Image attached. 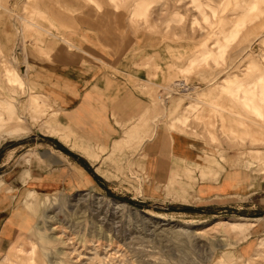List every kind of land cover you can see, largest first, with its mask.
<instances>
[{"label": "rangeland", "instance_id": "obj_1", "mask_svg": "<svg viewBox=\"0 0 264 264\" xmlns=\"http://www.w3.org/2000/svg\"><path fill=\"white\" fill-rule=\"evenodd\" d=\"M39 1L59 24L53 34L40 32L50 52H41L33 38L21 34V29L30 24L33 0H0V99H12L18 115L16 123L22 130V134L0 142L1 172L6 160L23 165L30 152L37 157L39 149H47L50 142L75 153V157H85L44 134L52 113H57L61 124H67L39 73L45 66L76 62L70 56L77 50L68 43L73 44L69 31L75 26V15L89 8L105 17L113 46H133L121 62V69L128 75L107 69L110 76L102 86L112 87L117 82L147 103L142 109L149 120L144 133L156 128L197 141L205 163L209 161L211 167L200 169L202 179L216 180L218 162L224 169L248 171L264 182V160L251 156L254 150L264 152V146L231 140L228 118L234 115L224 108L235 106L228 98L240 102L233 93L235 88L249 86L256 90L264 85V0H121L115 4L110 0ZM5 63L21 86L8 82ZM137 71L142 73L138 77ZM146 83L153 88L150 94L138 90ZM176 84L184 87L178 90ZM33 93L49 99L44 114L36 116L26 108ZM210 100L224 109L215 111L213 127L209 128L197 114H207ZM134 101V106L138 105V100ZM256 102V115L264 118V102ZM190 105L194 109L187 108ZM188 111L193 116L170 128L176 116ZM230 124L239 130L236 123ZM74 130L84 137L82 131ZM90 145L99 153L97 161L115 169L117 175L104 177L116 184L106 183L109 189L36 196L37 203L49 199L37 210H30L37 222L14 242L9 250L12 259L24 264H264V221L258 219L262 212L259 206L249 204L248 198H238L233 208L201 206L189 187L182 193L165 189L157 200H145L141 190L146 181L140 158L143 144L135 143L112 162L105 158V152L100 153L101 144ZM106 145L109 150L110 145ZM240 153L242 159L233 167L222 160ZM234 221L244 226L233 225ZM251 222L256 226L254 231ZM19 245L22 247L16 252ZM3 259L0 264H6Z\"/></svg>", "mask_w": 264, "mask_h": 264}, {"label": "crops", "instance_id": "obj_2", "mask_svg": "<svg viewBox=\"0 0 264 264\" xmlns=\"http://www.w3.org/2000/svg\"><path fill=\"white\" fill-rule=\"evenodd\" d=\"M110 1L115 4L121 0ZM39 2L33 0L30 4L31 21L21 29V34L24 38L25 36L33 38L37 49L41 52H50V45L45 44L40 32L53 34L52 31L59 30V24L49 16L46 9L41 8ZM96 10L99 12L101 9ZM105 21L104 16L96 15L89 8L77 13L74 18L75 26L69 31L72 34L70 39L73 44L68 42L77 50V53H70L76 62L45 66L39 73L40 81L49 98L55 102L64 124H67H61L56 118L57 113H52L53 118L45 123L44 134L56 137L78 150L86 158L75 157L73 155L75 153L67 152L50 142L47 149H39L37 157L35 152H30L24 159L23 165L6 160L1 166L5 170L0 171V259L3 257L6 264H24L12 259L9 250L18 237L34 228L37 221L30 210H37L49 199L46 197L41 203H37L36 196L56 192L72 194L89 189L101 190L106 187V183L116 184L104 176H114L117 172L105 162L97 161L100 158L99 153L95 152L90 143L101 144L100 153L105 152V158L110 162L116 155L135 143L139 146L143 144L140 158L143 159L146 181L143 182L141 190L145 200H157L164 195L165 189L182 193L192 187L189 192L194 194L201 206L233 208L238 198H248L249 204L260 207L262 217L258 219L264 221V182L258 178V175L240 169H224L215 162L216 180L202 179L201 170H208L211 167L208 165L209 161L205 163L202 149L197 141L176 132L156 131V128L151 133H144L143 129L146 128L149 120L146 116L147 112L143 113L142 109L147 103L132 90L128 92V88L119 86L117 82H113L112 87L102 86L105 78L110 76L107 69L114 68L121 74L128 75L126 70L121 69V62L124 60L123 54L126 52L128 54L130 51L127 50L133 48L130 44L124 49L113 46L114 38L112 33H109L111 31L106 28ZM44 23L45 29H43ZM221 52L219 51V55ZM4 74L9 83L16 82L21 86L22 83L17 80V75L6 63ZM139 74L142 73L135 72L137 77ZM152 89L147 83L138 86L141 93L150 94ZM233 93L238 96L240 102L236 103L228 98V102L235 106L224 107L235 117L228 118L230 122L227 129H230L228 132L230 139L264 146V118H259L258 109L253 107V103L256 102L255 95L258 96L257 102L263 104L264 85L256 90L249 86L237 87ZM33 95L26 108L36 116L44 114L49 99L40 93ZM134 99L138 100V105L134 106ZM187 108L194 109V105ZM224 108H220L217 102L210 100L207 104V114L204 111L199 112L197 117L205 119L204 123L210 128L213 127L211 120L215 111L222 112ZM16 112L12 99H0V142L7 137L22 134L16 123L18 119ZM191 115L193 116L189 111L178 115L169 126L180 124ZM222 119L224 120V117ZM231 121L239 126V130L233 128ZM253 125L258 130H255ZM72 127L82 131L84 137ZM208 133L214 136L212 132ZM105 143L110 145L109 150ZM241 155V153L234 155L233 158L222 157V160L233 167L241 161ZM251 156L256 160H264V152L259 150L252 151ZM188 176L190 179L187 178ZM192 180H195V183ZM106 188L109 189V185ZM232 223L244 226L238 221ZM250 226H254V223L251 222ZM21 247L19 245L16 252Z\"/></svg>", "mask_w": 264, "mask_h": 264}, {"label": "bare ground", "instance_id": "obj_3", "mask_svg": "<svg viewBox=\"0 0 264 264\" xmlns=\"http://www.w3.org/2000/svg\"><path fill=\"white\" fill-rule=\"evenodd\" d=\"M175 87H178V90H180V89H182L184 86L182 85L181 86V84H176V85H174ZM114 206H116V207H120L118 204H114ZM230 225H232L231 223H229Z\"/></svg>", "mask_w": 264, "mask_h": 264}]
</instances>
